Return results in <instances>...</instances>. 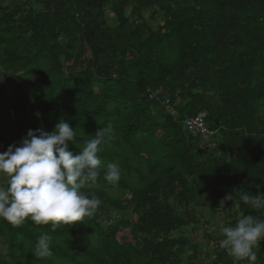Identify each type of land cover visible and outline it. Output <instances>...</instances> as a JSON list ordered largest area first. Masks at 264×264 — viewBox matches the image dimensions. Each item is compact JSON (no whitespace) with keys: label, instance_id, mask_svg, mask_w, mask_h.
<instances>
[{"label":"trees","instance_id":"1","mask_svg":"<svg viewBox=\"0 0 264 264\" xmlns=\"http://www.w3.org/2000/svg\"><path fill=\"white\" fill-rule=\"evenodd\" d=\"M13 80L0 148L62 118L76 155L103 129L104 166L82 189L102 203L55 230L0 218V264H200L180 236L194 211L264 219L240 200L264 195V0H0V92ZM200 114L208 137L184 130ZM108 163L117 183L104 179ZM42 231L53 237L47 258L33 254ZM216 244L213 264H234ZM256 251L264 264V240Z\"/></svg>","mask_w":264,"mask_h":264},{"label":"clouds","instance_id":"2","mask_svg":"<svg viewBox=\"0 0 264 264\" xmlns=\"http://www.w3.org/2000/svg\"><path fill=\"white\" fill-rule=\"evenodd\" d=\"M39 116V113H36ZM105 131L99 129L92 139L73 155L68 150L74 143V128L62 118L51 132L43 128L28 130L19 146L9 145L0 152V218L12 225H20L31 219L37 225H71L91 217L102 201L89 197L82 189L89 181L100 176L104 166L98 153L104 143ZM121 169L116 163H108L104 179L117 183ZM226 200H232L228 195ZM240 200L256 209H264V195L247 193ZM223 203V201L221 202ZM232 226L220 229V246L227 248L234 264L247 260L255 264L259 242L264 240V219L252 215L236 218ZM53 237L42 231L36 240L33 254L38 258L52 255Z\"/></svg>","mask_w":264,"mask_h":264},{"label":"rangeland","instance_id":"3","mask_svg":"<svg viewBox=\"0 0 264 264\" xmlns=\"http://www.w3.org/2000/svg\"><path fill=\"white\" fill-rule=\"evenodd\" d=\"M143 15L147 17L148 12L142 11ZM106 19L108 22L113 24L112 18L108 15V11L106 13ZM85 58H87V55H85ZM18 83V81L13 80L11 84H4V93L0 92V104H3L7 102L8 100H11L12 97L10 96L9 92L10 90ZM2 113H6V111L3 109H0ZM9 116H7L6 119H8ZM1 121V120H0ZM29 122L24 123L23 126L28 125ZM2 127V126H1ZM16 127L15 124L9 123L10 131L13 132L14 128ZM2 129V128H1ZM27 130H24V137L26 136ZM13 137L14 135H10L9 138V144H13ZM207 141H210V145H208L211 148L215 147V141L212 139H208ZM205 144L202 145L204 147ZM8 148V147H7ZM4 148H0V152H3ZM3 178H0V182H2ZM113 197H119L121 200L127 199L128 196L123 195L119 192H111L110 193ZM226 211H229L226 207ZM194 215L197 219L195 223H190V227L187 230H184L183 233H181L180 236H183L184 238L188 239L190 245L197 246L201 249V252L199 254V259L202 260L200 264H213L214 258H215V249H216V243L221 241L222 236L220 235V229L226 226H232V224L237 222V216L235 215L234 211H230L229 213H224L222 211L217 212L214 215L209 214L206 210H199L197 209L194 211ZM109 219L116 218V213L108 212ZM135 217L130 218L129 221L132 222ZM194 224V226H193ZM192 230V231H191ZM127 236V237H126ZM128 231H121L118 233V239L119 242H122L124 239H128Z\"/></svg>","mask_w":264,"mask_h":264},{"label":"built area","instance_id":"4","mask_svg":"<svg viewBox=\"0 0 264 264\" xmlns=\"http://www.w3.org/2000/svg\"><path fill=\"white\" fill-rule=\"evenodd\" d=\"M183 127L188 134L194 136L208 137L209 135H211L208 132L206 126L205 114H200L199 116H196L194 118L185 119L183 121Z\"/></svg>","mask_w":264,"mask_h":264}]
</instances>
